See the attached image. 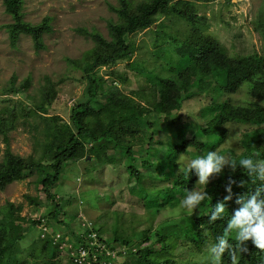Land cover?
I'll list each match as a JSON object with an SVG mask.
<instances>
[{"label": "rangeland", "instance_id": "rangeland-1", "mask_svg": "<svg viewBox=\"0 0 264 264\" xmlns=\"http://www.w3.org/2000/svg\"><path fill=\"white\" fill-rule=\"evenodd\" d=\"M122 1L22 0L24 21L38 24L47 18L51 28L42 35L43 47L35 49L29 35L10 37L6 25L12 18L0 0V162L6 137L12 153L42 165L0 189V207L6 203L21 206L19 215L23 219L19 221L16 251L19 264L33 262L39 252L40 238L46 236L58 250L54 258L56 264H78L71 252L76 253L81 243L105 249L99 264H143L136 254L144 248H149L150 257L161 264L165 259L167 262L163 264H212L208 253L213 243L210 236L196 247L182 237L169 238L164 228L170 221L198 213V209L189 214L180 208L187 192L176 194V200L170 205L162 204L157 208L145 205L144 200L148 199L137 195L138 186L129 177L130 163L124 150L111 143L85 144L86 153L88 148L95 153L63 165L51 189L53 200L62 207L63 213L58 221L49 215L53 204L43 192L40 179L49 170L51 151L67 136V129L76 132L70 119L71 110L87 98L86 71L96 48L89 35L98 33L111 40L109 24H123L113 10L119 8ZM126 1L135 9L140 2L149 0ZM191 3L193 25L172 14L160 15L148 29L129 37L135 48L130 60L93 70L102 94L100 102L107 103L108 95L129 102L144 115V123L156 122L151 127L143 123L132 136L122 138L132 143L134 164L148 193L154 188L170 189L172 181L156 177L157 173L140 163L150 132L155 130L158 135L151 143L155 152L166 157L173 148L164 128L167 122L171 124L172 139L191 141L176 161V172H179L184 169L185 158L206 155L201 148L206 141L201 130L210 119V115L205 114L208 105L224 100L234 105L256 101L250 95V83H243L233 93L218 89L220 78L215 75L214 66L202 68L205 82L201 87L193 86L197 71L188 69L187 64L178 73V63L191 53V42L198 40L202 46L215 42L229 59L263 57L256 78L264 77V0H191ZM154 75L176 76L180 80L181 94L187 97L178 110L163 113L160 106L157 107L160 100L154 93L158 86L151 81ZM98 106L91 103L90 110L82 113V121L89 128L95 126L98 119L101 123L107 119L104 112L96 111ZM222 127L224 137L212 151L230 157L240 154L246 133L251 131H260L257 138L261 140L260 149L264 150V126L226 122ZM228 168L225 164L221 172ZM217 175H210L205 189ZM191 190L203 189L196 182ZM26 196L37 204L29 203Z\"/></svg>", "mask_w": 264, "mask_h": 264}, {"label": "trees", "instance_id": "trees-1", "mask_svg": "<svg viewBox=\"0 0 264 264\" xmlns=\"http://www.w3.org/2000/svg\"><path fill=\"white\" fill-rule=\"evenodd\" d=\"M3 4L5 12L12 18V22L6 25L10 37L14 38L19 34L29 35L33 41L34 48H42V35L51 31L48 19L43 18L38 24H30L23 20L21 12L22 0H3ZM113 10L123 21V24H109L111 40L104 39L98 33L89 35L96 43V48L93 51L86 71L88 80L87 98L83 103L78 104L71 110L70 119L76 132L67 129V136L58 142L51 151L47 165L49 170L40 179L43 192L53 204V209L49 215L57 221L59 220V215L63 213V209L53 200L54 195L51 193V189L57 183L61 169L66 162L80 160L81 158H86L88 154L95 153L92 148H88V153H86L85 144L96 142H99V144L111 143L113 147L123 149L125 157L130 163L127 167L129 177L138 186L137 195H140L142 199H148L147 201L144 200L147 206L157 208L162 204H173V201L176 200L174 197L176 194H185L196 183L197 177L194 173L185 174L184 169L176 172L177 159L184 153L186 145L192 143L190 140L172 139L171 124L167 122L164 128L173 143L170 154L166 157L155 152V148L151 143L158 138V135L154 130L147 135V146L143 147L145 155L140 158V163L146 168H151L155 175L157 173L158 176L156 175V177L158 178L165 180L171 178V187L170 189L154 188L152 192L148 193L149 190H146L142 185L143 177L139 175L136 164H134L136 158L133 156L132 143L122 140L125 135H128V137L129 135L132 136L133 131L142 128L144 115L129 102L119 101L109 95L106 97L107 103L100 102L99 96L102 94L97 85L98 78L93 72L95 68L100 66L130 60L135 48L129 37L134 33L148 29L160 15L172 14L193 25L194 14L192 13L191 0H149L140 2L135 9L130 8L127 1L123 0L121 6L113 8ZM191 45V53L185 59H181L176 69L180 73L183 66L186 67L185 64H187L188 69L197 71L192 82L194 87H201V84L205 82L202 81L203 72L201 70L203 67L206 68L210 65L216 67L215 75L220 78L219 82L221 85H219L218 89L233 93L243 83H250V95L256 100L250 102L249 105H234L228 100L212 102L208 105L205 114H209L210 119L207 122V127L201 130V133L206 138L201 148L207 154L208 151H212L222 141L225 133L222 125L226 122L250 123L257 127L264 126V104L260 101L264 102V77L259 80L256 78L260 72L263 57L250 55L229 59L222 53L215 42L206 43V46H202L198 40H193ZM151 81L158 86L157 92H154L155 94L157 93L156 96L160 100V102H157V107L159 108L160 106L163 113L178 110L183 98L187 97V94H181L180 80L176 76L154 75L151 77ZM46 102H48V97ZM91 103H97L99 106L96 111L98 113L104 112L107 119L104 123H101L98 119L96 125L89 128L82 121V113L89 109L88 107H90ZM43 105L44 103L41 104L42 111L44 110ZM146 124L151 127L156 122H145L144 125ZM191 130L193 132L196 131L194 128ZM259 132L251 131L246 133L245 143L243 144L244 149L238 155H231L233 162H238L239 159L247 157L252 158L254 162H264V150L260 149L261 140L257 138ZM4 142L6 147L3 159L0 162V189H4L12 182L21 180L25 176V172L32 168L37 169L42 166L41 163H37L34 159L25 160L12 153L6 137ZM251 144H254V146L252 147ZM230 173L232 179L243 180L244 184L242 186L232 185V199L225 202L224 217L210 222L208 215L212 210V205L218 201L222 202L223 197L228 195L224 190V186L228 183ZM261 184H264V181L249 177L246 170L241 169L239 165L234 172L230 167L223 170L206 187L205 191L209 194V197L201 202L198 213L195 216H185L180 220L168 222L167 227H164L167 228V236L169 238L182 237L196 247H200L206 241L207 236H210L214 243L217 236L224 234L227 221L230 219L233 210L239 207L235 203L236 197L253 193L256 187ZM26 198L29 203L37 204L31 197L26 196ZM160 199L161 201L159 202L158 200ZM20 211L21 206H15L13 203H6L0 207V264H19L16 251L18 248L19 221L23 219L19 215ZM33 224H37V222H33ZM227 238L235 250L236 264H264V250L255 248L250 241H247L248 251L241 252L236 246L233 234H228ZM40 240L39 252L37 251L38 253L35 254L31 264H56L54 258L58 255V250L51 246L50 237L46 236L45 238H40ZM150 255L151 250L149 248L139 250L136 254V256H139L138 258L143 260V264H161L153 260ZM164 262H167V259ZM229 262L232 263L227 253L222 255L221 264Z\"/></svg>", "mask_w": 264, "mask_h": 264}, {"label": "clouds", "instance_id": "clouds-1", "mask_svg": "<svg viewBox=\"0 0 264 264\" xmlns=\"http://www.w3.org/2000/svg\"><path fill=\"white\" fill-rule=\"evenodd\" d=\"M185 174L194 173L196 182L202 186L203 190H188L187 195L181 200L180 208L192 214L194 209H199L202 201L209 197L205 191L209 177L212 174L221 173L222 167L227 164L234 172L239 165L246 170L249 177L264 181V162H254L250 157L241 158L238 162H233L227 154L221 155L216 151H208L206 155H198L196 158H185ZM242 186L243 180L237 181L229 174L228 183L224 186L228 195L223 197V201H218L212 205V210L208 215L210 222H214L225 215V202L232 199V185ZM235 203L239 205L233 210L230 219L227 221L223 235L217 236L215 242L208 248L209 258L212 264H221L222 255L227 253L232 264H236L233 245L229 242L228 234H234L236 246L241 252L248 251L247 241L260 250H264V184L256 187L251 194L238 195Z\"/></svg>", "mask_w": 264, "mask_h": 264}, {"label": "built area", "instance_id": "built-area-1", "mask_svg": "<svg viewBox=\"0 0 264 264\" xmlns=\"http://www.w3.org/2000/svg\"><path fill=\"white\" fill-rule=\"evenodd\" d=\"M43 236L44 234H42V237ZM93 236H95V234H93ZM91 244L94 245L95 243L91 242ZM80 246L81 247L78 248L76 253L71 252L75 263L77 262L78 264H99V259L101 255L104 254L102 250H105V249H102V250L95 249V245L93 247L91 246L86 247L85 243L84 244L81 243ZM90 248H92L93 250H91Z\"/></svg>", "mask_w": 264, "mask_h": 264}]
</instances>
